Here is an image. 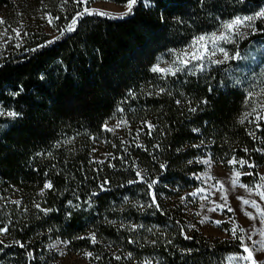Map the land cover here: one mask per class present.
<instances>
[{"label":"trees","instance_id":"trees-1","mask_svg":"<svg viewBox=\"0 0 264 264\" xmlns=\"http://www.w3.org/2000/svg\"><path fill=\"white\" fill-rule=\"evenodd\" d=\"M27 1L0 0V8ZM40 1L60 23L59 35L0 52V102L17 114L0 128V192L18 199L2 227L31 253L53 238L77 253L111 241L138 257L146 238L120 233L127 220L152 233L160 264H223L222 252L141 206L151 195L138 174L175 195L197 185L193 175L204 166L195 159L210 153L223 165H252L242 182L255 184L264 166V58L256 67L241 60L197 74L153 68L220 21L261 10L264 0H150L147 7L137 0L123 19L77 17L84 7L75 0ZM257 29L264 31V18ZM259 37L264 43V32ZM111 121L120 129H107ZM97 148L102 160L94 159ZM0 263L37 260L14 248ZM109 263L119 264L111 256Z\"/></svg>","mask_w":264,"mask_h":264},{"label":"rangeland","instance_id":"rangeland-1","mask_svg":"<svg viewBox=\"0 0 264 264\" xmlns=\"http://www.w3.org/2000/svg\"><path fill=\"white\" fill-rule=\"evenodd\" d=\"M75 2L78 3L77 0ZM86 6L114 14L126 11L125 5L110 0H89ZM261 11H264V5L261 10L252 14L238 15L230 21H220L215 31L195 36L186 46L175 51L171 62H162L158 67L170 69L171 72L183 70L189 74H197L208 73L213 68L233 66L241 60L251 67L258 66L264 58V43H261L262 37H259L264 31L257 29V22L261 18L257 17L231 30L225 25L237 18L255 17ZM0 19L4 21L0 24V52L7 54L20 52L30 42L42 37L53 40L60 32V23L48 13L40 0L1 7ZM221 36L225 38L221 39ZM200 37L204 39L201 40ZM262 101L264 102V97ZM259 106L264 107V104L259 103ZM10 113L13 112L0 102V128L15 117ZM256 117L259 118L260 115ZM262 118L264 119V112ZM120 125L119 122L111 121L106 128L115 131L120 129ZM104 156L106 153L103 149L97 148L94 159L100 160ZM195 162L204 166L201 172L193 175L197 185L175 195L165 193L159 182L153 181L151 174L140 171L138 181L145 184L144 189L152 198L147 196L148 201L141 206H147V212L156 210L164 217L174 220L181 236L202 241L213 249L212 252H222L223 264H259L264 261V250H261L264 245L260 243L264 241V199L260 195L264 193V166L258 168V181L247 185L242 182V178L252 176L253 172L250 169L243 170L247 164H241L240 160L232 159L223 165L210 153H205L196 158ZM247 166L252 168V165ZM48 188L50 187H46ZM243 200L250 203L246 205ZM17 201V195L13 191L0 192V229H6L2 227V223L12 204ZM251 202H255L256 206L253 207ZM217 221L220 223L217 224ZM145 230V227H138L127 220L118 224V231L124 232V236L138 234L142 239L146 238L137 249L140 255L137 257L125 252L117 243L106 240L100 241L96 248L77 253L70 249L68 242L50 238L38 252L31 253L27 245L12 240L6 229L0 231V262L4 252L17 248L24 251L28 262L34 256L37 264H111L110 256L119 264H160L156 255L152 254V233ZM88 237H94L95 244L99 241L95 232H90ZM242 241L253 253L249 260L243 259L248 253L244 251ZM201 250L208 252L204 247ZM88 253L91 255H87Z\"/></svg>","mask_w":264,"mask_h":264},{"label":"snow or ice","instance_id":"snow-or-ice-1","mask_svg":"<svg viewBox=\"0 0 264 264\" xmlns=\"http://www.w3.org/2000/svg\"><path fill=\"white\" fill-rule=\"evenodd\" d=\"M77 2L82 4V5H85V7L83 8V11L78 13L77 17L82 16V15H84L86 13V14H89V15L107 16V17H109L111 19H123L125 16L129 15L132 12V8L137 3V0H127V3L125 5L126 11L123 12V13H118V14H114V13H111V12H108V11H101V10H98V9H90V8H88L86 6L89 3V0H77ZM92 2H94V0H92ZM141 2H143L146 7L150 6V0H141ZM257 17L264 18V11H261V12L257 13L255 17L247 16V17H243V18H237L236 20L226 24L225 27L227 29L231 30V29H233V27H238V26H240L241 24H243L245 22H251L254 19H256ZM51 22H52L51 19H49V23H51ZM2 23H4V21L2 19H0V24H2ZM76 23H77V18H73L71 25H69L66 30L69 31V32L74 31ZM17 35H19V33H17ZM220 38L223 39L225 37L221 36ZM199 39L203 40L204 37H200ZM217 63H219V61H217ZM153 71L171 72L170 69H161L158 66L154 67ZM172 74H175V73H172ZM10 115L15 116L17 114L16 113H10ZM243 163L244 162L241 161V164H243ZM45 187H51V185L50 184H46ZM149 187H151V184H149ZM260 195H261V198L264 199V193H260ZM237 199H242V198L241 197H237ZM243 203L247 205L250 202L248 200H243ZM251 203H252L253 207L256 206L255 202H251ZM213 210H215V209H213ZM228 210L232 211L231 208H229ZM247 215L251 216L250 213H248ZM216 223L219 224L220 222L217 221ZM0 231H6V229H0ZM232 231H233V235H235V229H233ZM241 231H243V229H241ZM93 242H95L94 241V237H93ZM260 243H261V245H264V241H261ZM242 246L244 247V251L246 253H248V255L246 257H243V259H245V260L251 259L252 255H253L252 251L249 250V248L246 245L243 244V241H242ZM261 250H264V248H262ZM87 255H91V253H88ZM259 264H264V261L259 262Z\"/></svg>","mask_w":264,"mask_h":264}]
</instances>
